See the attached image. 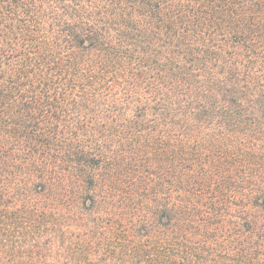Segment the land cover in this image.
Segmentation results:
<instances>
[{"label":"trees","instance_id":"1","mask_svg":"<svg viewBox=\"0 0 264 264\" xmlns=\"http://www.w3.org/2000/svg\"><path fill=\"white\" fill-rule=\"evenodd\" d=\"M55 204L120 209L146 264H264L232 213L264 210V0H0V264Z\"/></svg>","mask_w":264,"mask_h":264},{"label":"rangeland","instance_id":"2","mask_svg":"<svg viewBox=\"0 0 264 264\" xmlns=\"http://www.w3.org/2000/svg\"><path fill=\"white\" fill-rule=\"evenodd\" d=\"M190 133L205 134L209 131L201 130L198 133L191 131ZM154 171H157V168H154ZM106 172L105 167H101L98 171L103 177ZM232 209L233 215L240 211L243 216L247 213H252L255 217L264 216L262 208H251L250 205L247 208H238L233 205ZM45 210L50 215L38 219L36 225L30 222L25 224L22 239L23 252L18 254L13 252L16 257L12 264H18V261L19 264H58L63 261L71 264L149 263L145 260L147 258L133 257L131 249L134 242L123 237L121 232L126 227V223L120 215V209L114 208L112 213H107L105 208L90 210L85 205H71L69 208L58 206L56 209L55 204ZM98 222L105 227V231L108 227L112 229L114 235L110 241L94 234V227ZM229 224H232L231 218ZM137 233L138 231L135 234Z\"/></svg>","mask_w":264,"mask_h":264}]
</instances>
